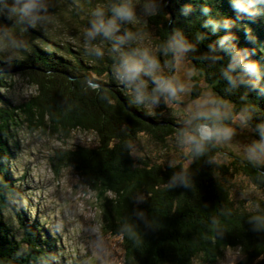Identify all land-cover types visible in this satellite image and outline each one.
I'll use <instances>...</instances> for the list:
<instances>
[{
    "label": "trees",
    "instance_id": "1",
    "mask_svg": "<svg viewBox=\"0 0 264 264\" xmlns=\"http://www.w3.org/2000/svg\"><path fill=\"white\" fill-rule=\"evenodd\" d=\"M149 2L146 24L155 31L158 63L171 72L175 55L183 50L215 92L216 108L227 104L229 110L221 117H186L187 126L162 115L165 97L172 99L157 87L167 79L166 72L159 84L145 78L150 95L144 97L157 104L150 113L116 72L123 62L119 56L94 53L109 38L107 18L118 17L122 2L102 0L91 6L87 1L79 12L84 25L92 18L87 26L94 49L77 53L66 47L60 49L67 55L63 57L29 43L19 55L0 62V89L10 88L11 75L16 74L34 90L19 104L3 103L0 95V264L56 261L55 242L47 230L15 208L21 199L10 170L8 141L22 124L30 131L64 137L75 130L94 135L92 145L58 148L48 160L56 175L69 168L94 192L101 234L119 238L123 264H215L227 249L237 251L235 264H264V165L237 159L229 163L260 193L252 205L236 200L233 184L223 177L232 173L218 163L222 150L217 140L234 116L264 140V0ZM30 24L23 19L24 36ZM128 74L140 78L136 71ZM193 89L198 93L197 82ZM200 125L209 127L210 138L190 142L187 164L133 155L141 136L165 145L182 132L191 135ZM9 209L19 237L6 218Z\"/></svg>",
    "mask_w": 264,
    "mask_h": 264
},
{
    "label": "rangeland",
    "instance_id": "2",
    "mask_svg": "<svg viewBox=\"0 0 264 264\" xmlns=\"http://www.w3.org/2000/svg\"><path fill=\"white\" fill-rule=\"evenodd\" d=\"M87 1L91 6H98L102 2L0 0V62L6 61L13 53L18 54L20 50L27 49L29 43L58 51L63 57L67 55L60 49L66 47L77 53L94 49L93 34L87 26L93 24L92 18H88V24L84 25L82 11L79 12ZM120 1L122 6L118 17L111 15L107 18L105 28L108 29L109 38L105 39L106 43L99 42L102 46L94 49V53L96 56L97 53H116L119 56L123 62L120 61L116 72L123 74L124 83L139 103L152 113L157 104L145 98L150 95L145 78L149 77L153 83L159 84L161 76L169 72L163 84L157 86L172 95V99L165 97L167 108L162 115L172 117L178 124L184 122L186 126V117L189 116L204 113L216 117L225 115L230 105L224 104L220 110L216 108L215 92L192 67L183 50L175 55L171 72L167 65L158 63L155 31L146 24V17L151 13L149 0ZM24 18L31 23L25 36V29L21 25ZM131 71H136L140 78L129 75ZM11 79L13 84L10 88L0 89V95L4 98L1 100L3 103L10 101L19 104L34 90L16 74L11 75ZM196 82L199 91L195 94L193 86ZM242 121L239 116H234L233 123L217 138L222 150L218 163L227 165L232 173L231 177L229 174L223 177L233 184V197L246 205H252V198L260 196V193L241 173L233 172L229 163L237 159L264 165V140L255 137L253 130ZM198 128H202L210 138L208 126L200 125ZM50 133L30 131L25 124L12 130V138L9 137L8 141L9 164L12 177L16 180V194L21 199L15 208L27 220H36L50 234L56 246L54 264H123L119 238L101 234L94 192L83 186L69 168L61 169L56 175L48 160L58 148L92 145L94 135L80 130L70 132L67 137ZM182 133V136L175 135L168 139L165 145L141 136L133 146V155L148 156L153 162L187 164L190 134ZM5 215L13 224L14 235L19 237L21 231L17 227L14 212L9 209ZM238 260L237 251L227 249L222 259L215 264H235Z\"/></svg>",
    "mask_w": 264,
    "mask_h": 264
},
{
    "label": "clouds",
    "instance_id": "3",
    "mask_svg": "<svg viewBox=\"0 0 264 264\" xmlns=\"http://www.w3.org/2000/svg\"><path fill=\"white\" fill-rule=\"evenodd\" d=\"M207 138H208V134L204 132L202 128H197L190 135V142L195 144L198 141H203V140H206Z\"/></svg>",
    "mask_w": 264,
    "mask_h": 264
},
{
    "label": "water",
    "instance_id": "4",
    "mask_svg": "<svg viewBox=\"0 0 264 264\" xmlns=\"http://www.w3.org/2000/svg\"><path fill=\"white\" fill-rule=\"evenodd\" d=\"M208 138H209V136H208ZM208 138H207V139H208Z\"/></svg>",
    "mask_w": 264,
    "mask_h": 264
}]
</instances>
